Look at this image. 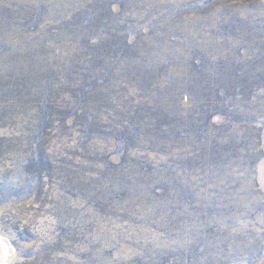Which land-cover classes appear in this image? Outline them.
<instances>
[{
  "label": "rangeland",
  "instance_id": "obj_1",
  "mask_svg": "<svg viewBox=\"0 0 264 264\" xmlns=\"http://www.w3.org/2000/svg\"><path fill=\"white\" fill-rule=\"evenodd\" d=\"M1 264H264V0H0Z\"/></svg>",
  "mask_w": 264,
  "mask_h": 264
},
{
  "label": "bare ground",
  "instance_id": "obj_2",
  "mask_svg": "<svg viewBox=\"0 0 264 264\" xmlns=\"http://www.w3.org/2000/svg\"><path fill=\"white\" fill-rule=\"evenodd\" d=\"M2 259H3V247H2L1 240H0V264L2 263Z\"/></svg>",
  "mask_w": 264,
  "mask_h": 264
}]
</instances>
